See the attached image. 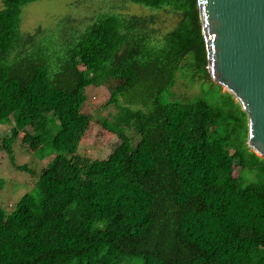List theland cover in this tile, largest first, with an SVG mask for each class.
<instances>
[{"label":"trees","instance_id":"obj_1","mask_svg":"<svg viewBox=\"0 0 264 264\" xmlns=\"http://www.w3.org/2000/svg\"><path fill=\"white\" fill-rule=\"evenodd\" d=\"M1 1L0 121L18 113L42 134L50 122L60 131L37 193L9 214L0 206V264H264V158L248 144L247 113L238 103L244 133L234 140L205 99L163 101L185 60L213 81L197 0H129L180 16L163 35L156 15L110 12L81 29L64 19L27 36L23 10L39 0ZM105 75L119 78L108 105L125 106L102 123L123 144L91 160L58 134ZM128 100L151 106L131 110ZM19 134L0 141L11 158Z\"/></svg>","mask_w":264,"mask_h":264},{"label":"rangeland","instance_id":"obj_2","mask_svg":"<svg viewBox=\"0 0 264 264\" xmlns=\"http://www.w3.org/2000/svg\"><path fill=\"white\" fill-rule=\"evenodd\" d=\"M0 9H2L1 0ZM110 12L126 16L156 15L153 28L159 31V35L173 30L180 22V16L172 11L153 12L129 0H39L24 8L21 33L27 36L35 33L39 28L54 31L56 25L64 19H69L76 28L81 29L92 23V20L98 15ZM186 61L177 73L173 89L164 97L170 99L163 101L191 102L199 98L205 99L214 119L220 124L221 134L227 139H238L244 133L239 132L238 127L239 102L231 96L232 94L229 95L230 93L226 89H220L218 84L210 81L203 71L185 65ZM106 75L98 77L96 83L87 89V100L79 115L68 129L58 134V136L67 138V145L74 146L73 144H76L74 147L78 148V153L91 160L107 159L116 148L123 144V141L106 130L102 123L103 120L116 122L120 116L119 110L125 106L124 100H119L114 105H108L111 90L118 84L119 78L116 76L117 79L113 75L115 82L114 77ZM128 101L129 104L126 106L131 110L148 112L151 106V102L147 100ZM225 113L235 116L237 121H223ZM18 115V113H13L9 118L0 121V141L3 137H8L12 128H17L20 133L13 145L12 158L3 147H0V180L3 182L0 186V206L8 214L17 207L19 201L26 194L37 193L36 183L39 176L56 155L49 142L60 131L57 122H50L46 126L47 134L43 133V135V131L32 125L31 121H19ZM86 121L87 129L78 133L79 126ZM77 133L79 134L78 142L74 143L73 139ZM132 134L130 132V135ZM249 181L256 180L247 175V182L249 183Z\"/></svg>","mask_w":264,"mask_h":264},{"label":"water","instance_id":"obj_3","mask_svg":"<svg viewBox=\"0 0 264 264\" xmlns=\"http://www.w3.org/2000/svg\"><path fill=\"white\" fill-rule=\"evenodd\" d=\"M208 72L248 116V144L264 158V0H197Z\"/></svg>","mask_w":264,"mask_h":264}]
</instances>
